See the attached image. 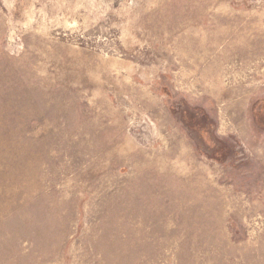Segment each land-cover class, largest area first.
Here are the masks:
<instances>
[{"label": "rangeland", "instance_id": "rangeland-1", "mask_svg": "<svg viewBox=\"0 0 264 264\" xmlns=\"http://www.w3.org/2000/svg\"><path fill=\"white\" fill-rule=\"evenodd\" d=\"M0 264H264V0H0Z\"/></svg>", "mask_w": 264, "mask_h": 264}]
</instances>
